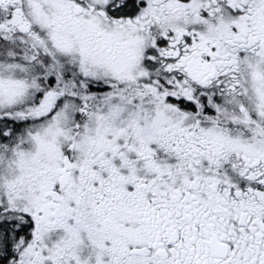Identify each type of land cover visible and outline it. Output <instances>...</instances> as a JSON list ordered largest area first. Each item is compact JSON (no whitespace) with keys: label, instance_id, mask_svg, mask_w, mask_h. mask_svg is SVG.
I'll use <instances>...</instances> for the list:
<instances>
[{"label":"snow or ice","instance_id":"1","mask_svg":"<svg viewBox=\"0 0 264 264\" xmlns=\"http://www.w3.org/2000/svg\"><path fill=\"white\" fill-rule=\"evenodd\" d=\"M0 264H264V0H0Z\"/></svg>","mask_w":264,"mask_h":264}]
</instances>
